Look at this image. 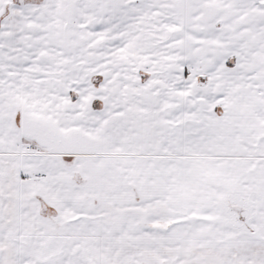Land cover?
<instances>
[{"label":"snow or ice","instance_id":"6c2138e0","mask_svg":"<svg viewBox=\"0 0 264 264\" xmlns=\"http://www.w3.org/2000/svg\"><path fill=\"white\" fill-rule=\"evenodd\" d=\"M0 264H264V0H0Z\"/></svg>","mask_w":264,"mask_h":264}]
</instances>
